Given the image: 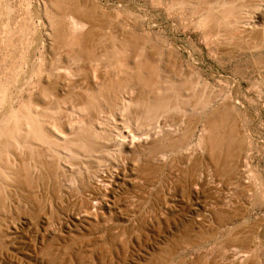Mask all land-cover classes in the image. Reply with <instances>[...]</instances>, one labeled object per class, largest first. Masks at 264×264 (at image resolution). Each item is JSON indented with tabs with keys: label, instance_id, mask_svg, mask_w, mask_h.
<instances>
[{
	"label": "rangeland",
	"instance_id": "obj_1",
	"mask_svg": "<svg viewBox=\"0 0 264 264\" xmlns=\"http://www.w3.org/2000/svg\"><path fill=\"white\" fill-rule=\"evenodd\" d=\"M0 190V264H264V0H0Z\"/></svg>",
	"mask_w": 264,
	"mask_h": 264
},
{
	"label": "bare ground",
	"instance_id": "obj_2",
	"mask_svg": "<svg viewBox=\"0 0 264 264\" xmlns=\"http://www.w3.org/2000/svg\"><path fill=\"white\" fill-rule=\"evenodd\" d=\"M123 61H126V60H123ZM128 62V61H127ZM124 63V62H123ZM122 63V64H123ZM140 66V65H139ZM140 68V67H139ZM134 69H136V68H134ZM61 73V72H60ZM67 73V72H66ZM60 75V74H59ZM115 76V75H114ZM115 78V77H114ZM111 79V78H110ZM98 85V84H97ZM97 85H95V86H97ZM136 85V84H135ZM99 86V85H98ZM134 86V85H133ZM89 88V87H88ZM133 87H131V89H132ZM128 89H130V88H128ZM134 89V88H133ZM132 89V91L133 92H135L134 90ZM131 91V92H132ZM131 95H132V93H131ZM132 97V96H131ZM133 98H135V97H133ZM136 99V98H135ZM135 99H133L134 101H135ZM44 127V126H43ZM157 131V132H156ZM154 130V133H156V134H159V130ZM150 135V134H149ZM148 134H147V137L146 138H143V139H145V140H147L148 139V137H150ZM151 138V137H150ZM142 139V140H143ZM139 140V139H138ZM136 140H135V138L133 137V136H130L129 135V137H128V139L126 138V137H124V138H120V140H119V142H120V144H125V143H129L130 145H132V144H134V142H135ZM7 146V145H6ZM1 191V190H0ZM224 212V211H223ZM224 213H226V212H224ZM222 214V213H221ZM227 214V213H226ZM230 214V213H229ZM228 215V214H227ZM229 217L230 216H228L227 218L229 219ZM222 218V217H221ZM227 218H225V220L227 219ZM221 220H224V219H221ZM220 220V221H221ZM227 222V221H226ZM226 222H224V223H226ZM217 226H219V225H217ZM216 226V227H217ZM221 226V225H220ZM224 226V225H223ZM225 227V226H224ZM219 228V227H218ZM230 228V227H229ZM217 229V228H216ZM215 228H214V232H216L215 230H216ZM213 232V233H214ZM195 236V235H194ZM197 236V235H196ZM216 236H217V233H216ZM182 245V244H181ZM245 256H241V255H237L236 253H234L233 255H232V258H233V261H239V262H242V261H244V259L246 258H244Z\"/></svg>",
	"mask_w": 264,
	"mask_h": 264
}]
</instances>
